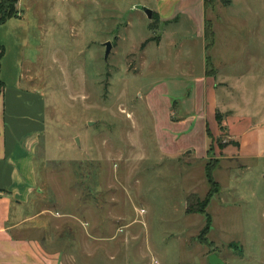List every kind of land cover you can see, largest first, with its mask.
I'll use <instances>...</instances> for the list:
<instances>
[{
	"label": "rangeland",
	"instance_id": "obj_1",
	"mask_svg": "<svg viewBox=\"0 0 264 264\" xmlns=\"http://www.w3.org/2000/svg\"><path fill=\"white\" fill-rule=\"evenodd\" d=\"M150 3L37 0L35 50L9 39L27 36L23 20L0 24L10 63L3 79L12 80L16 64L23 86L43 93L40 181L68 203L58 212L88 210L86 247L68 230L55 233L58 264H210L212 253L224 264H264V157L241 159L236 138L264 119V0L207 1L216 82L200 96L212 134L204 154L201 122L197 134L163 146L167 117L198 115L193 93L209 53L198 18L160 26L141 8ZM187 139L196 152L180 153ZM208 163L221 189L204 236L205 216L187 207L208 193Z\"/></svg>",
	"mask_w": 264,
	"mask_h": 264
},
{
	"label": "crops",
	"instance_id": "obj_2",
	"mask_svg": "<svg viewBox=\"0 0 264 264\" xmlns=\"http://www.w3.org/2000/svg\"><path fill=\"white\" fill-rule=\"evenodd\" d=\"M36 1L19 0L17 8L20 10L21 16L6 21L10 22L15 19L24 21L23 26L28 27L27 36L24 37L22 34L17 35L15 32H10L9 39L11 42L21 39L20 46L24 43L27 46L34 47V50L35 45L31 42H35ZM111 1L135 3L151 1L152 6L150 7L153 14L156 15L157 24L160 26L178 21L183 14L188 15L187 17L190 19L198 18L196 22L197 31L203 36L206 52H209L208 55L206 53L203 60L202 70L197 81V89L193 93L195 96L193 104L198 115L197 118L190 117V113L175 119L170 116L167 117L165 128L167 138L163 146L166 149L169 145V139L172 137L178 142L182 137L190 138L193 134H197V130L200 128L198 124L201 122V130L205 132L204 135L207 137L204 154L207 152V146L210 143L207 131L209 120L203 105H201L200 96L207 91L208 87H215L214 83L216 82L214 75L207 74L209 72L208 65L211 67L214 63L212 62L210 50L215 46L214 41V45L210 49L207 50L206 48L205 22L208 15V0H173L172 5H164L160 2L157 4L159 0ZM212 8L213 6H211ZM159 30L162 31V27ZM160 39L161 42L162 35ZM3 46L5 52L0 60V77L5 83V87L0 94V264H35V261H38L39 264H58V252L53 250L52 247L53 241L57 239L55 233L66 230L75 236L78 233L79 239H75V236H73V243L80 245V248L86 247V240L82 241V236H86L91 225L85 221L88 210L86 207L84 210L81 209L80 215L74 210H67L64 213L58 212L59 207L64 206L66 209L68 203L64 198H56L50 193L48 195L49 189L44 186L47 183L40 181L36 158L41 142L40 138L44 135L45 129L44 127L42 129V124H40L42 118L40 122L38 120L40 111L37 108L43 93L23 86V73L19 71V66L16 64V74L13 72L11 75L13 76L12 80L6 81V79H3L7 78L10 66L7 49L9 47ZM20 56H24L23 51L21 54V50ZM207 57H209V60L211 59V62H207ZM222 62L223 60L220 63ZM12 66L14 67L13 63ZM215 68H218L217 65ZM216 69L214 72H217ZM233 81V77H231L229 80H225V83L231 85ZM236 88L237 86L232 87L234 90ZM169 102L171 104L170 100ZM40 109L42 110V106ZM236 138L238 141V156L241 159L264 157V119L245 128ZM194 147V143L187 139L180 153ZM196 151L197 148L195 147ZM188 152L189 150L186 151V153ZM71 202L72 206H76L74 198ZM96 222L92 224L95 225V229L100 226ZM95 231L98 232V230Z\"/></svg>",
	"mask_w": 264,
	"mask_h": 264
},
{
	"label": "trees",
	"instance_id": "obj_3",
	"mask_svg": "<svg viewBox=\"0 0 264 264\" xmlns=\"http://www.w3.org/2000/svg\"><path fill=\"white\" fill-rule=\"evenodd\" d=\"M18 0H1L0 1V24L5 23L7 20L13 18V17H19L18 15V8H17ZM155 13L153 14V18H155ZM152 38L147 39L143 45L150 41ZM205 39L207 41L206 48L207 50L210 49L211 46L214 45V30L212 22L206 19L205 22ZM5 52V47L0 44V60ZM209 57H207V62H209ZM0 69H1V63H0ZM210 71V70H208ZM207 74H211L210 72H207ZM5 87L4 81L0 77V94ZM208 131V130H207ZM209 137H212V134L208 131ZM214 170L215 166L208 163L206 165V179L209 184V190L205 198L200 199L196 198L195 200H192L190 198H193L192 196L189 198V204L187 207V212H197L201 213L205 216L206 222L201 230V235H208L211 231L212 227V215L208 211V205L213 196L218 193L221 189L220 183L218 180L214 177Z\"/></svg>",
	"mask_w": 264,
	"mask_h": 264
},
{
	"label": "water",
	"instance_id": "obj_4",
	"mask_svg": "<svg viewBox=\"0 0 264 264\" xmlns=\"http://www.w3.org/2000/svg\"><path fill=\"white\" fill-rule=\"evenodd\" d=\"M140 8V6H139ZM144 12L147 14V16L152 19L153 17V10L148 8V7H141ZM105 46H106V58L108 57V55L110 54L111 52V49H112V43L111 41H108L105 43ZM77 141L79 142V138L77 137L76 138ZM191 151V150H189ZM209 261H210V264H224V261L218 256L217 253H212L209 257Z\"/></svg>",
	"mask_w": 264,
	"mask_h": 264
},
{
	"label": "built area",
	"instance_id": "obj_5",
	"mask_svg": "<svg viewBox=\"0 0 264 264\" xmlns=\"http://www.w3.org/2000/svg\"><path fill=\"white\" fill-rule=\"evenodd\" d=\"M19 1V0H18Z\"/></svg>",
	"mask_w": 264,
	"mask_h": 264
}]
</instances>
